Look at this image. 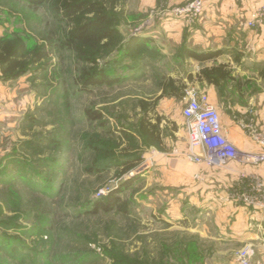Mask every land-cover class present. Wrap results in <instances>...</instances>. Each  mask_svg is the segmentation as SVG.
<instances>
[{
  "label": "rangeland",
  "instance_id": "1",
  "mask_svg": "<svg viewBox=\"0 0 264 264\" xmlns=\"http://www.w3.org/2000/svg\"><path fill=\"white\" fill-rule=\"evenodd\" d=\"M187 1L118 0V26L125 37L144 34L149 21L159 22ZM65 29L47 6L0 0V39L21 36L32 50L46 35L59 39ZM146 62L137 77L118 66L114 73L127 80L83 91L75 79L86 64L57 47L18 79L0 76V219L22 224L7 234L18 235L23 244L16 256L0 248V264H112L122 256L143 264H207L212 258L236 262L241 245L191 230L197 210L186 193L180 202L186 218L175 220L181 187L169 182L174 176L160 165L168 158L186 162L174 146L186 148L188 142L172 132L175 104L167 106L159 96L161 83L176 68L161 55ZM157 98L148 116L153 123L162 118L161 144L150 145L139 132L140 101ZM86 108L100 110L103 119L90 121ZM125 160L136 165L123 172ZM128 180L120 193L126 212L88 211L91 201L109 194L98 196L100 189H115ZM35 226L46 230L43 242L26 230ZM210 228L218 235L215 226Z\"/></svg>",
  "mask_w": 264,
  "mask_h": 264
},
{
  "label": "crops",
  "instance_id": "2",
  "mask_svg": "<svg viewBox=\"0 0 264 264\" xmlns=\"http://www.w3.org/2000/svg\"><path fill=\"white\" fill-rule=\"evenodd\" d=\"M263 2L214 0L206 7L203 17L194 23L166 14L159 22L149 21L142 34L158 47L163 59H170L175 65V72L169 73L167 79H174L176 86H184V89L194 86L209 94L220 112L226 136L241 151L258 150V145L241 124L264 122V25L250 27L247 24ZM186 49L211 55L204 59L189 57L185 55ZM204 69H218L227 77L217 82L209 80L202 73ZM160 89L163 93L162 85ZM162 100L167 106L175 104L171 116L175 130L172 132L184 135L187 143L183 97L165 95ZM175 148L183 151L187 147L180 144ZM184 160L186 162L180 157L168 158L160 165L161 170L174 176L169 182L176 188L181 187L175 204V220L179 223L186 218L180 203L186 193L197 210L191 230L216 242L252 245L255 258L264 263V208L245 198L258 194L255 182L264 181V163L231 162L211 167ZM211 226L219 230L218 235L211 232ZM209 260L207 264H238L233 258Z\"/></svg>",
  "mask_w": 264,
  "mask_h": 264
},
{
  "label": "trees",
  "instance_id": "3",
  "mask_svg": "<svg viewBox=\"0 0 264 264\" xmlns=\"http://www.w3.org/2000/svg\"><path fill=\"white\" fill-rule=\"evenodd\" d=\"M22 1L35 8L47 6L57 20L66 24V29L57 40L52 35H46L44 41L32 50L21 36L2 37L0 39V76L4 81L15 80L27 74L32 65L47 60L52 49L57 47L71 50L79 61L86 64L75 79L83 91H88L91 87L113 86L127 80L129 77L114 73V68L118 66L133 70V77H137L145 69L146 59L161 55L160 50L156 45H152L149 37L140 33L124 36L118 26V13L115 10L118 0ZM185 55L204 59L211 54H199L186 49ZM126 61L129 63H125ZM202 73L209 80L214 79L215 82L219 78L227 77L218 69H204ZM161 85L163 86L161 96H184V86H176L174 79H165ZM161 96L159 98H162ZM159 98L154 101L144 99L140 101L144 116L139 123V132L150 145L161 144L162 118L158 117L153 123L148 116V113L154 110ZM85 114L90 121L102 120L104 116L100 110L94 108H86ZM100 150L97 149V151ZM113 152V148L107 149L106 158H110ZM122 164H124L123 172H126L133 168L136 162L125 160ZM92 169H99L96 161ZM130 182L131 180H128L107 196L91 201L88 211L95 214L100 211L108 213L114 210L126 212V203L120 193ZM32 183L35 187L45 191L46 188L40 187L35 180ZM21 225L17 221L0 219V227L4 230L0 232V248L5 249L11 255L16 256L17 250L23 244H20L22 242L19 241L18 235L7 234V229L14 230L21 228ZM26 230L29 231L28 233L31 232L30 234L36 233L39 241L42 242L44 236L47 235L45 229L36 226L26 227ZM112 264H143V262L122 256L121 258L114 257Z\"/></svg>",
  "mask_w": 264,
  "mask_h": 264
},
{
  "label": "built area",
  "instance_id": "4",
  "mask_svg": "<svg viewBox=\"0 0 264 264\" xmlns=\"http://www.w3.org/2000/svg\"><path fill=\"white\" fill-rule=\"evenodd\" d=\"M214 0H189L184 4L177 5L171 12L173 16L194 23L203 17L206 7ZM250 27L264 25V2L253 13L247 22ZM184 106L182 114L185 117L188 146L174 152L194 163H205L211 167H222L231 162L246 165H259L264 163V122L262 124H241L248 131L251 138L258 145L256 151H241L228 139L224 132L221 116L218 108L211 102L209 94L194 86L184 89ZM116 189V188H115ZM258 194L252 198L245 197L249 202L260 203L264 208V181L255 182ZM114 188L105 187L99 190L98 196H104ZM255 250L252 245H245L236 252L238 264H264L255 258Z\"/></svg>",
  "mask_w": 264,
  "mask_h": 264
}]
</instances>
